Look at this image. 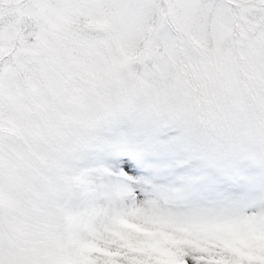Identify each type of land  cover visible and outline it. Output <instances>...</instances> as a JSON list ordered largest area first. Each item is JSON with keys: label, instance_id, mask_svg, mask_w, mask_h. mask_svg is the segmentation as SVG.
<instances>
[{"label": "snow or ice", "instance_id": "obj_1", "mask_svg": "<svg viewBox=\"0 0 264 264\" xmlns=\"http://www.w3.org/2000/svg\"><path fill=\"white\" fill-rule=\"evenodd\" d=\"M0 264H264V0H0Z\"/></svg>", "mask_w": 264, "mask_h": 264}]
</instances>
